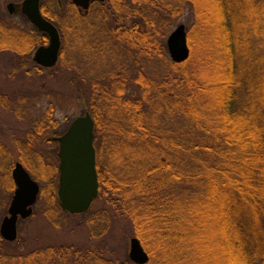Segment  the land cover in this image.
Listing matches in <instances>:
<instances>
[{"label": "trees", "instance_id": "obj_1", "mask_svg": "<svg viewBox=\"0 0 264 264\" xmlns=\"http://www.w3.org/2000/svg\"><path fill=\"white\" fill-rule=\"evenodd\" d=\"M188 7L196 19L187 31L191 56L176 64L166 39ZM41 11L61 35L58 66L77 71L89 88L100 182L93 206L106 198L130 221L148 264L215 257L218 264H264V0H104L88 12L68 2L62 13L41 1ZM86 20L100 25L111 55L122 57L97 77L79 67L76 52L84 42L89 52L82 56L94 49ZM48 42L36 29H12L0 20V52L12 49L21 60ZM153 64L162 71L156 77ZM206 73L216 87L207 86ZM53 112L37 133L57 127ZM37 154L53 189L41 187L46 220L55 224L60 212L81 217L89 242L26 250L17 246L20 235L13 243L0 238V264H134L111 239L106 210H62L59 168ZM18 161L42 181L24 155ZM8 245L13 252L4 250Z\"/></svg>", "mask_w": 264, "mask_h": 264}, {"label": "rangeland", "instance_id": "obj_2", "mask_svg": "<svg viewBox=\"0 0 264 264\" xmlns=\"http://www.w3.org/2000/svg\"><path fill=\"white\" fill-rule=\"evenodd\" d=\"M46 1L53 3L54 11L57 13L65 11L68 2H72V0H42V2ZM11 3L16 6L14 14H10L8 10V5ZM22 3L23 0H0V20L8 28L13 29L15 27L25 32H31L36 28L22 14ZM58 5L61 6L60 9L57 8ZM195 21V16L191 8L188 7L181 20L169 32L168 37L181 24L185 25L188 31ZM86 23L89 24V21L86 20ZM90 31V42H92L94 49H91V53L86 54L90 57L95 52L94 56L92 58L82 56L83 49L89 52V48L85 49V42L78 44L76 52H79V67L89 72L92 77H97L104 73L109 66L114 65L115 67L116 62L121 61L122 57L120 58L119 53L115 56L111 55V41H109L108 35L101 31L99 24L94 27L90 25ZM35 51L36 49L32 55L21 60L13 54L12 49L0 52V143L6 144L12 152L13 159L10 162L13 169L16 162H19L18 156L23 154L32 174L41 176L42 181H38L40 187L45 188L49 193L53 191L49 186L50 178L47 182L46 177H43L49 173L44 170L42 163H39L37 153L42 155L47 163L59 168V146L53 139L55 135L60 137L68 130L75 119L90 113L89 98L86 92L89 88L87 85V87L83 85L79 73L66 65H57L53 69H43L36 66L33 61ZM151 66L153 68L151 67L150 72L154 77L161 74L162 71L158 65L153 64ZM155 66L158 67V74L155 72ZM136 68L132 66L131 74H136ZM204 79L207 81L208 87L218 85L214 83L215 81H211V74L206 73ZM51 109L54 111L53 115L54 120L58 123L57 127H50L49 124L46 131L37 133L46 113ZM33 135L35 139L31 138ZM14 140H18L17 145H14ZM28 142L31 143V149L25 150L27 148L25 143ZM4 155H6L5 151L0 150V226L8 215L15 193L14 182L13 191L10 189L11 184L8 182L10 163L4 160ZM57 182H59V176ZM57 202L59 203L58 194ZM93 207L94 212L99 210L108 212L112 218L111 239H116V247L125 254L124 259L127 258L130 261V241L132 238H136L130 221L116 214L109 207L106 198ZM48 209L46 201L39 199L34 206L33 216L26 222L19 223L18 229L21 239L17 244L18 247L33 250L50 245L83 246L89 242L90 231L84 224V219L60 212L54 219L55 224H50L45 218ZM1 244L5 245L0 240V246ZM4 250L13 252V246H4ZM218 259V257L206 258L203 264H218Z\"/></svg>", "mask_w": 264, "mask_h": 264}, {"label": "water", "instance_id": "obj_3", "mask_svg": "<svg viewBox=\"0 0 264 264\" xmlns=\"http://www.w3.org/2000/svg\"><path fill=\"white\" fill-rule=\"evenodd\" d=\"M95 0H72V4L80 11L88 12ZM103 2L104 0H98ZM10 14L16 11L15 4L8 5ZM21 12L30 23L49 38V44L35 52L34 62L45 69L57 66L62 48L61 35L58 28L48 21L41 11V0H24ZM168 52L176 64L185 63L191 56L186 26L179 25L167 39ZM59 144V187L58 198L62 210L71 215L87 213L99 196L100 182L97 170V154L95 148V122L90 113L75 119L67 132L53 139ZM13 181L16 191L11 202L8 215L0 226V236L13 243L19 236V222L28 220L34 214L41 192L23 164L17 163L13 169ZM130 259L135 264H148L150 256L141 240L130 241Z\"/></svg>", "mask_w": 264, "mask_h": 264}, {"label": "flooded vegetation", "instance_id": "obj_4", "mask_svg": "<svg viewBox=\"0 0 264 264\" xmlns=\"http://www.w3.org/2000/svg\"><path fill=\"white\" fill-rule=\"evenodd\" d=\"M95 3V2H94ZM36 64V63H35ZM36 66H38V67H41V66H39L38 64H36ZM42 68V67H41ZM44 69V68H43ZM39 71V70H38ZM1 139V138H0ZM22 142V141H21ZM12 143H13V139H12ZM18 144V140H14V145H17ZM19 144H20V141H19ZM25 147H27L25 150H28V149H31V143L30 142H28V143H25ZM16 148H17V146H16ZM0 150L2 151V150H4L5 151V154L6 155H4L5 157H4V160H6L7 162H9L10 163V176H9V180H8V182H9V184H11V187H10V189L13 191V165L11 164V162H10V160H12L13 159V155H12V152L8 149V147H7V145L6 144H3V143H0ZM23 155V154H22ZM17 163H21V162H16V164ZM15 164V165H16ZM23 164V163H22ZM1 168V167H0ZM11 168H12V170H11ZM15 185V184H14ZM15 190H16V188H15ZM8 212H9V210H8Z\"/></svg>", "mask_w": 264, "mask_h": 264}]
</instances>
